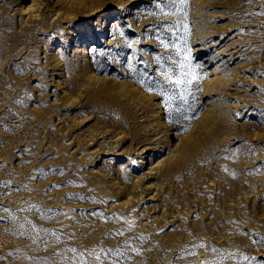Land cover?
Instances as JSON below:
<instances>
[{
  "label": "rangeland",
  "instance_id": "rangeland-1",
  "mask_svg": "<svg viewBox=\"0 0 264 264\" xmlns=\"http://www.w3.org/2000/svg\"><path fill=\"white\" fill-rule=\"evenodd\" d=\"M184 3L0 0V264H264V0Z\"/></svg>",
  "mask_w": 264,
  "mask_h": 264
},
{
  "label": "snow or ice",
  "instance_id": "snow-or-ice-1",
  "mask_svg": "<svg viewBox=\"0 0 264 264\" xmlns=\"http://www.w3.org/2000/svg\"><path fill=\"white\" fill-rule=\"evenodd\" d=\"M163 3L164 6L163 7H160V4ZM157 7L159 9V14H166V9L171 11L172 14H176L177 12H182L184 7H185V3H184V0H157ZM175 24L177 26L183 24V21L182 20H178L175 22ZM157 39H160L161 40V44L164 46V47H169V43L165 42L162 38L160 37H157ZM178 41H176L175 39L173 40L171 46L172 47H176ZM158 61L160 60V57H157L156 58ZM181 67H183V65H180ZM131 67V65H130ZM191 75L190 73H185V72H181L180 73V77L179 79H177L175 81V84L176 86H181V84H183V87L180 88V91L178 94L176 93H173V95H171L169 97L170 100H180L181 101V105L177 106L176 108V111L179 115H182L184 116L185 118H189L187 116V112L188 110L191 108V104L189 103L187 97H186V92H190L191 91V88H190V85H191V79H187L186 77ZM141 83H144V78H142V80L140 81ZM149 91H152L153 89L151 87L148 88ZM160 94L162 95H165L167 96L168 93H165L163 88H158L157 89ZM169 104L166 102V107H168ZM169 119L171 120L172 117L171 115L169 116ZM175 122V121H173ZM264 239V238H262ZM255 242V241H254ZM69 251L71 252H76L77 250L76 249H70ZM108 251H111V250H108ZM213 251L215 252L216 249H213ZM105 255H107V252L104 253ZM81 257H83V253L80 254ZM97 260L100 259L99 256L96 257ZM245 260L249 259L248 257H244ZM80 264H85V262L83 260L80 261Z\"/></svg>",
  "mask_w": 264,
  "mask_h": 264
},
{
  "label": "bare ground",
  "instance_id": "bare-ground-1",
  "mask_svg": "<svg viewBox=\"0 0 264 264\" xmlns=\"http://www.w3.org/2000/svg\"><path fill=\"white\" fill-rule=\"evenodd\" d=\"M87 41H88V39L83 40L82 42H83L84 44H82L81 46H82V47H86L85 45H87Z\"/></svg>",
  "mask_w": 264,
  "mask_h": 264
}]
</instances>
